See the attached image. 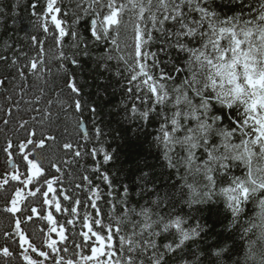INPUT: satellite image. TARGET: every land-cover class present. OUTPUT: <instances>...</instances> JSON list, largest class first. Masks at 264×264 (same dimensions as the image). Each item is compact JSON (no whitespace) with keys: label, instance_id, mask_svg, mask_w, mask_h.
Listing matches in <instances>:
<instances>
[{"label":"snow or ice","instance_id":"1","mask_svg":"<svg viewBox=\"0 0 264 264\" xmlns=\"http://www.w3.org/2000/svg\"><path fill=\"white\" fill-rule=\"evenodd\" d=\"M39 7V0H0V64L8 71L0 86L42 71L44 41L27 37L39 49L29 58L15 39L21 8L43 21L40 27L57 45L70 36L73 47L83 44L88 54L85 37L68 31L58 0H45L42 12ZM76 8L83 15L74 24L83 20L91 42L110 44L117 53L97 58L96 69L110 72L115 59V76L126 81L116 105L129 125L122 128L125 154L139 155L138 135L152 125L159 171L144 160L121 177V146L106 139L97 105L84 99V84L70 76L79 139L62 144L59 162L49 160L56 175L34 151L55 137H37L26 120L19 127L27 136L8 140L3 149L13 170L0 176V188L12 187L5 210L14 218L4 236L17 244V254L25 264H264V0H80ZM121 30L131 33L123 48ZM60 58L68 59L63 51ZM71 63L80 66L75 56ZM98 79L100 96L109 85L103 73ZM73 174L78 182L64 187L63 177ZM38 195L41 208H29L21 220L28 197ZM217 204L228 220L227 235L216 233L219 238L209 242L214 227L199 209ZM37 215L46 221L39 246L21 227ZM0 255L14 253L4 245Z\"/></svg>","mask_w":264,"mask_h":264},{"label":"trees","instance_id":"2","mask_svg":"<svg viewBox=\"0 0 264 264\" xmlns=\"http://www.w3.org/2000/svg\"><path fill=\"white\" fill-rule=\"evenodd\" d=\"M23 2L24 0H21L22 4ZM79 2L80 0H58V6L62 8L63 12L67 13V15L62 18L67 21L66 27L68 31H78L85 37L87 55H84L83 44H81L79 48L73 47V41L70 36L65 37L61 45H57L52 36L45 34L40 27V24L43 22L41 19L32 16L30 11H25L23 8L18 10L20 19L17 21L15 39L19 42L20 46H22L23 50L28 53L29 58L36 56L39 49L33 45L27 37L35 35L38 39L44 41V63L40 73H28L26 80H21L19 77L15 80L9 78L4 85L0 86V176L5 174V172L11 173L13 170L9 166L10 163L8 162L7 154L3 151L7 146V141L12 140L14 144L18 143L28 134L19 127V123L22 120L28 121V130L31 131L35 129L37 137H40L41 133H43L44 136L55 137L54 141L46 142L44 149H34V151L36 152V158L43 162L46 170H48L51 175H56L54 169H48L49 160L59 162L60 158L64 156L62 144L65 142L75 143L79 139V130L76 127V120L79 114L76 112L73 105L74 94L71 93L70 89L66 86L68 78L73 75L84 84V99L88 100L89 103H95L97 105L100 125L103 127L104 132L108 133L106 139L111 142L114 148L118 144L121 146L122 151L117 165L122 168L120 172L121 177L128 176L129 173L135 170L137 162L142 164L144 160H147L149 164L157 165V170L159 171V165L156 160L157 150L154 145H151L154 126L149 125L139 133L138 140L141 145L139 155L135 152L130 155L125 154L127 151V141L123 139L122 128L128 127L129 125L123 121V113L117 115L119 110L116 105L123 97L122 85H124L126 81L115 76L118 67L115 59L109 61V66L111 68L110 72H104L102 68L99 70L96 69L97 58L107 54L115 56L117 53L112 49L110 44H105L103 42L96 44L91 42L89 33L85 31L83 20L74 24L76 15H83V13L78 12L76 8ZM39 3L40 7L37 11L42 12L45 0H39ZM224 11L227 12L228 10L224 9ZM9 24H11V21H9ZM51 30L50 27V31ZM119 41L121 48L124 47L125 41L130 44V31L124 32L121 30ZM61 51H63L65 57H68V59L60 58ZM73 56L80 62V66L71 63V57ZM21 63H26V61L22 58ZM119 67L123 69L122 64H120ZM101 73H103L104 81L107 82L109 86L107 93H101L100 96H97L96 85L101 83L98 79ZM6 75H8V71L4 65L0 64V78ZM12 75H16L14 70L12 71ZM21 89H23V91H21ZM8 97H11V99H8ZM37 97L40 99L37 100ZM49 100L53 101V103L48 104ZM58 101H62L63 103ZM9 108H11L10 115L6 114ZM82 116L86 125L91 130L92 122L90 113L85 109ZM33 117H35V119H33ZM4 120H8L9 123L5 125L3 123ZM137 126L138 122L131 125L133 128ZM118 134L120 135L118 136ZM114 137H116V139H114ZM133 139H137V137H133ZM29 147L31 148V146ZM14 159L17 164H20V156L18 153L14 154ZM89 163L91 162L89 161ZM21 171H23L22 166ZM69 171L71 172L72 170L70 169ZM236 174L240 175V171L237 170ZM166 175L167 172L165 173V176ZM73 179L78 182V177H76L75 174L64 176V187L71 189L72 185L69 181ZM124 182L130 183L131 179H125ZM15 184L16 182H12V185ZM11 192V186L7 188V191L0 188V212H2V208L6 206L7 197ZM41 203L42 201L39 195L36 198L28 197V203L24 206L23 215L19 218L24 220L25 217L30 214L28 209L31 207L40 209ZM217 209H219V215L217 214ZM81 211H83V209H81ZM188 211L189 209L184 206V212L187 213ZM199 211L203 214L204 221L214 227V232L210 233L207 237L209 242L219 238L216 236V233L227 235V233L223 232V225H227L228 220L224 218L225 213L222 204L213 205L211 211L205 206H200ZM43 214L44 213L41 212V215ZM192 214H198L195 207L192 210ZM41 215L34 216L31 221L22 223L21 227L29 236L39 238L37 234H40V229L44 228L46 223V221L41 219ZM56 216L60 222H63V215L56 214ZM242 219H246V217ZM13 228V215L7 218V216H3L0 213V246L8 245L14 253L11 258L0 255V264L24 263L22 258L17 254V244L4 236L6 231H12ZM76 239L77 242H79L78 236ZM35 244L37 246L41 244V237ZM69 247L70 252L68 255H71V244H69Z\"/></svg>","mask_w":264,"mask_h":264},{"label":"rangeland","instance_id":"3","mask_svg":"<svg viewBox=\"0 0 264 264\" xmlns=\"http://www.w3.org/2000/svg\"><path fill=\"white\" fill-rule=\"evenodd\" d=\"M33 236H30V238L32 239Z\"/></svg>","mask_w":264,"mask_h":264}]
</instances>
